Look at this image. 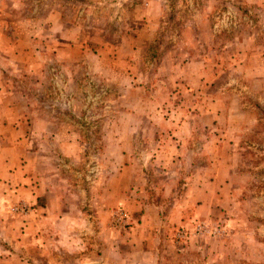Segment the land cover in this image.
<instances>
[{"label":"crops","instance_id":"0c3cea01","mask_svg":"<svg viewBox=\"0 0 264 264\" xmlns=\"http://www.w3.org/2000/svg\"><path fill=\"white\" fill-rule=\"evenodd\" d=\"M146 1L0 0V254L8 246L22 252V264H69L68 253L77 256L72 264H122L130 260L121 249L125 242L141 261L161 240L180 243L181 229L222 203L235 171L231 160L214 150L191 156L188 148L197 126L218 131L208 140L213 147L222 136L215 104L204 111L207 97L196 89L205 61L170 48L150 72L157 57L151 47L162 50L165 36L158 37L161 15ZM48 57L72 78L90 73L107 85L118 78L113 84L122 86L116 108L123 118L85 134L60 109L28 94L15 76L45 78ZM181 97L194 105L179 104ZM18 204L27 211L12 212ZM115 209L134 223L118 246L111 244ZM56 251L63 258L49 261L46 255Z\"/></svg>","mask_w":264,"mask_h":264},{"label":"rangeland","instance_id":"374dc122","mask_svg":"<svg viewBox=\"0 0 264 264\" xmlns=\"http://www.w3.org/2000/svg\"><path fill=\"white\" fill-rule=\"evenodd\" d=\"M128 1L131 4L134 0ZM144 1L135 0L136 3ZM150 1H146L148 8L157 9L161 15L158 21L162 28L158 37L165 38L162 39V50L157 44L151 47L150 54L157 57L146 68L150 66V72L156 70L170 48L187 60L201 59L206 64V75L202 76L200 87L196 89L202 90V95L207 97L201 104L202 109L206 108L204 111H209L215 104L217 127L222 136L213 147V142L208 140L213 139V133L218 135V131L212 130V126H197L196 143L188 145L194 152L189 155L195 156L198 152L201 155V150H204V155H210L213 150L223 152L235 171L227 177L230 187L222 192V203L211 206L205 216L181 229L179 235L182 232L183 235L176 238L180 243L161 240L157 247L153 246L155 254L143 255L141 261L137 255L133 258L130 246L120 242L131 234L132 221L127 230H118L110 225L112 235L116 233L111 244L118 246L121 243L125 258H130L122 264H264V0ZM23 2L25 0H20L22 5ZM154 18L149 17L148 20L156 22ZM49 53L48 49L47 55ZM47 59L45 78L23 74L15 76L22 89L27 91L29 87L28 94L45 99L50 109H60L64 118L79 123L81 132L85 134L93 135L100 130L101 123L105 128L104 124H112L121 116L116 105L122 86L113 84L118 78H113L114 82L109 85L90 73L72 78L63 67L55 64L56 60ZM143 78L147 79L142 75ZM125 86L127 98L133 79ZM175 90L180 94L183 91L178 85ZM185 101L186 98L181 97L179 104L189 103L191 106L195 102L193 98ZM195 109L199 111L197 107ZM204 114L205 118L211 116ZM187 162L193 166L192 158ZM182 177H177L179 184ZM193 212V208L187 210L184 219L191 217ZM200 222L206 224V231L195 230ZM5 247L8 251L0 254V264H22V252ZM85 252V249L81 251ZM71 254L63 258L56 251L46 257L49 261L63 258L72 264L77 256ZM109 259L111 262L115 260L112 254ZM102 263L101 259L92 262Z\"/></svg>","mask_w":264,"mask_h":264},{"label":"built area","instance_id":"2783aa9c","mask_svg":"<svg viewBox=\"0 0 264 264\" xmlns=\"http://www.w3.org/2000/svg\"><path fill=\"white\" fill-rule=\"evenodd\" d=\"M12 210L15 212L27 211V206L23 204L14 205L12 207ZM110 222L112 226L118 230H127L132 224L130 215L123 209L113 210L110 215ZM205 228H206V224L204 222H200L198 223L195 230L197 232L198 231L204 232ZM180 234L183 235V232Z\"/></svg>","mask_w":264,"mask_h":264}]
</instances>
